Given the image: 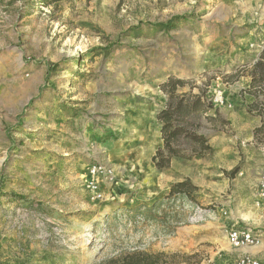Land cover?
Here are the masks:
<instances>
[{
    "label": "rangeland",
    "instance_id": "obj_1",
    "mask_svg": "<svg viewBox=\"0 0 264 264\" xmlns=\"http://www.w3.org/2000/svg\"><path fill=\"white\" fill-rule=\"evenodd\" d=\"M262 17L264 0H0V264L172 254L163 249L180 226L161 220L168 213L189 217L181 226L190 227L191 262L222 264L214 253L231 227L225 212L244 210L253 141L217 116L229 107L214 100L229 104L226 84L247 72H234L237 42ZM171 76L208 85L213 121L202 119V133L216 153L161 172L152 157L162 146L160 86ZM255 140L264 148V134ZM235 168L233 178L223 172ZM185 174L205 184L201 207L176 198L148 221L145 208Z\"/></svg>",
    "mask_w": 264,
    "mask_h": 264
},
{
    "label": "trees",
    "instance_id": "obj_2",
    "mask_svg": "<svg viewBox=\"0 0 264 264\" xmlns=\"http://www.w3.org/2000/svg\"><path fill=\"white\" fill-rule=\"evenodd\" d=\"M41 1L44 4H56L62 1L72 2L77 0ZM176 20L181 21L182 18L177 17ZM251 76L252 85L260 88V93H264V54L255 64ZM187 87L188 90H186ZM160 88L166 96V104L157 115V120L161 125L162 146L158 148L152 157L155 168L161 172L167 171L171 169L175 160L202 161L213 156L216 150L211 146L209 138L202 133L204 127L202 119L205 118L209 122L213 121L207 117V114L214 109L208 98V85H196L189 80L171 76L161 84ZM195 90L197 92H194ZM215 111L219 116V110L216 109ZM260 116L264 118V111ZM223 123L224 125L227 124L225 121ZM259 134H264V121L261 128L256 130L255 138ZM238 171L239 168H235L230 172H223L233 178ZM200 192V188L190 178H183L170 187L168 194L162 201L154 203L150 208H145L147 211L146 218L148 221L158 220L153 214L154 210L159 205L170 204L176 198H181L194 207H201L198 200ZM161 220L168 223L167 220L169 223L177 225V227L189 225V217L179 218L178 216H172L171 213L165 214ZM175 229L172 228V231L169 232L170 236L175 233ZM177 257V254L133 249L111 259L108 264H199L198 262H191L195 255L183 254L180 261Z\"/></svg>",
    "mask_w": 264,
    "mask_h": 264
},
{
    "label": "crops",
    "instance_id": "obj_3",
    "mask_svg": "<svg viewBox=\"0 0 264 264\" xmlns=\"http://www.w3.org/2000/svg\"><path fill=\"white\" fill-rule=\"evenodd\" d=\"M256 1L257 0H248L251 5H253ZM263 18L264 17L259 20H249L247 27L244 29L246 37L237 42L235 48L234 72H237L239 69H243L247 72L245 74L241 73L239 76L237 75L235 80L226 84L228 85L227 101L233 107L229 109H219V114L230 123L231 127L235 128V131L239 133V137H244L247 138L248 141H253L249 144L247 149L250 156L248 157L249 166L246 169L245 182L249 186V190L245 195L246 200H244V202L246 204L244 205V210L237 211L236 208L234 210L229 208L228 213L225 212V214H228L227 216H229V225L231 227L238 224L258 233H264V211L256 208L254 203L258 185L261 179L264 178V148H262L255 140V132L263 125L264 118L262 116L255 115V112L252 110L261 103L262 96L258 98L253 96L252 92L256 87L252 85L251 73L255 64L264 54ZM253 44L254 48H251V45ZM229 69H231V67ZM213 117L216 118V115ZM219 134H221V131H219ZM217 138L221 137L217 136ZM217 148L220 147L217 146ZM223 150V148H220L217 152L219 157L223 155ZM174 165H178L176 160L173 161L172 167H174ZM184 177L192 179L188 174H185ZM204 185L197 186L203 187ZM189 228L190 227H178L175 235L170 237L169 242H167V248L163 249V251H167L172 254H186V252L189 251V246L191 245V242L188 241L186 237ZM226 242L225 244L216 247L217 250L214 255L218 263L235 264L236 260L239 258L249 256L264 264V242L257 247L244 249L232 248L227 238Z\"/></svg>",
    "mask_w": 264,
    "mask_h": 264
},
{
    "label": "built area",
    "instance_id": "obj_4",
    "mask_svg": "<svg viewBox=\"0 0 264 264\" xmlns=\"http://www.w3.org/2000/svg\"><path fill=\"white\" fill-rule=\"evenodd\" d=\"M251 48H254V44L251 45ZM214 102L219 106L227 105L229 108L233 106L227 104L224 97L221 95H216ZM102 173V169L98 166H94L91 169L90 175L92 177H99ZM255 207L264 211V178L261 179L258 190L255 198ZM226 238L234 249H244L252 248L261 245L264 242V233L255 232L252 229H249L244 226L234 225L227 229ZM235 264H263L259 260L251 258L249 256L241 257L236 260Z\"/></svg>",
    "mask_w": 264,
    "mask_h": 264
},
{
    "label": "bare ground",
    "instance_id": "obj_5",
    "mask_svg": "<svg viewBox=\"0 0 264 264\" xmlns=\"http://www.w3.org/2000/svg\"><path fill=\"white\" fill-rule=\"evenodd\" d=\"M144 160V159H143ZM143 165V164H142Z\"/></svg>",
    "mask_w": 264,
    "mask_h": 264
}]
</instances>
